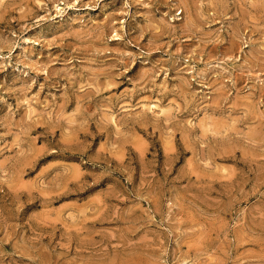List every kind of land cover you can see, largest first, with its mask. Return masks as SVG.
Segmentation results:
<instances>
[{"label": "rangeland", "instance_id": "obj_1", "mask_svg": "<svg viewBox=\"0 0 264 264\" xmlns=\"http://www.w3.org/2000/svg\"><path fill=\"white\" fill-rule=\"evenodd\" d=\"M189 262L264 264V0H0V264Z\"/></svg>", "mask_w": 264, "mask_h": 264}, {"label": "bare ground", "instance_id": "obj_2", "mask_svg": "<svg viewBox=\"0 0 264 264\" xmlns=\"http://www.w3.org/2000/svg\"><path fill=\"white\" fill-rule=\"evenodd\" d=\"M184 263H187V262H184ZM190 263V262H189ZM191 264V263H190Z\"/></svg>", "mask_w": 264, "mask_h": 264}]
</instances>
